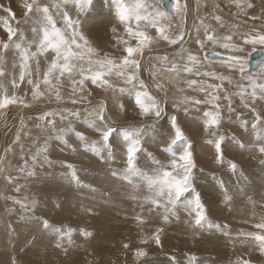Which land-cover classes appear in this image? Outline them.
<instances>
[{
  "label": "snow or ice",
  "instance_id": "obj_1",
  "mask_svg": "<svg viewBox=\"0 0 264 264\" xmlns=\"http://www.w3.org/2000/svg\"><path fill=\"white\" fill-rule=\"evenodd\" d=\"M235 6L241 11L245 9H254V0H233ZM113 9L111 15L122 28L113 24L110 31L114 40L113 48L119 50L120 54H110L98 48L84 32V19L90 15L94 0H27L23 4L25 9L23 20L20 23L28 26L31 36L26 35L24 28H13L10 26L8 18L0 17L3 27L7 33L6 39H0V109H6L9 105L19 104L25 109H33L38 113L35 117H28L33 122V127L38 135L32 136L31 130L24 132L25 136L32 138V144L35 146L33 151L29 147L25 151V145L21 143V131L27 127L21 120V129L17 131L12 144H9L4 152L13 150V145H19L20 160L23 162L18 171L26 174L27 177L36 176V166L45 164L51 166L53 161L49 158V143L57 141L65 147L71 148L69 143L70 136L83 146L85 152L104 159L102 153L109 152L108 159L114 160L111 154L112 138L118 133L122 137L125 149V167L122 171L111 170V176L127 182L133 192H138L143 186L147 190V195H130V199L140 202L138 206L141 214L135 216L139 225H144L147 221L142 214L145 211L151 215L159 212L164 223H170L172 220H179V212L182 209L189 217L194 228L209 230L216 229L223 235L229 236L227 226L213 224L208 220L200 192L197 191L194 177L196 162L193 159V144L184 129L180 126L176 115L170 116L171 136L163 152L170 157L168 165H163L159 160H155V168L151 172L141 171L136 167L137 154L144 150L143 137L147 130L155 126L157 120L161 119L167 107L165 97L168 95V89L165 87L163 73L171 74V81L183 82L188 89L198 91L204 94V98H196L191 95H182L172 103L176 110L181 108L187 112L186 105L210 104L213 110L204 111L203 133L210 137L207 143L214 148L213 159L221 166L227 165V168L235 173L237 163L234 160H226L227 152L226 133H221L222 128V107L220 101H226L224 107L227 109L229 118L235 116L236 109L233 107L231 96H239L241 104L247 108L253 117L251 127L253 130L259 129L256 133V141L249 146L243 142L233 141L240 150L257 151L264 157V34L254 35L251 39H244L243 44L233 43L232 36H220L210 25H205L201 20L203 29L202 38L199 35L200 29H197V38L195 44L203 50L208 44L219 46L229 55L223 59L228 74H220L217 71L203 70L204 64L200 55L193 53L184 47L186 32L183 23L175 30L170 23L171 14H180L183 18L187 12V3H181L180 0H169L171 13L165 0H157L156 4L149 0H111ZM0 8H3L0 5ZM5 12L15 19V14L11 8H3ZM73 11L75 15H73ZM248 13L245 11V15ZM252 20L261 19L260 16H250ZM213 19L224 27L223 20L219 15H213ZM238 27V25H233ZM148 29H155V34H150ZM135 43H132V42ZM160 41L167 42L170 46L179 45L175 50L176 55L182 63L176 59L170 60L168 55L152 56L153 45ZM246 47L251 51L246 52ZM11 54L12 69L19 68L18 78L13 72L6 68V60ZM220 55V53H216ZM259 57L256 71H249L251 61L254 57ZM41 58L47 65L41 74ZM149 61V66L145 67L144 60ZM147 71L150 81L143 78V73ZM239 74L240 79L246 80L247 85L237 84L238 91L228 94L225 84H232V75ZM10 77L9 87L4 83V77ZM35 76V79H33ZM187 76L200 77L201 79L185 78ZM211 77L220 83L207 84L203 79ZM96 86L109 95L99 101L92 100L90 97L93 91L86 87V83ZM30 86V100L18 96L17 90L21 85ZM68 85L70 91L67 94V101L73 107H68L65 103V94L62 89ZM181 93L184 89H178ZM163 93V96L160 94ZM28 93H25L27 96ZM130 98L138 110L141 117L152 118L149 124L139 126L129 125L115 126L110 121L113 117L109 115L110 107L108 100L115 101V107L121 113H127V107L122 102L123 98ZM56 102L57 107L44 110L43 105H51ZM86 104L84 109L83 123L87 124L99 139H91L75 126L76 121L82 117L81 110L76 107ZM242 127L248 126L247 120H240L235 116ZM59 121L60 126H58ZM42 143H38L41 141ZM75 151V148H72ZM4 157H0V173L5 170L2 167ZM62 167L67 171L63 174L69 183L75 184L77 188L90 189L95 192L96 189L90 184L83 183L78 175L76 166L64 162ZM8 183L15 184V191H21V185L18 183L19 176L11 174L4 177ZM223 193L225 203L232 200L228 188L223 181L219 185ZM12 199L14 204L20 206L25 212H34L37 207V201L28 202L27 197L23 200ZM251 199V198H249ZM56 207H62L57 203ZM86 212L94 214L92 208H86ZM24 218V217H22ZM28 220L35 219V222L41 226V231L52 233L56 237L57 248H63L65 238L72 242V233L75 229H61L53 227L48 220L39 217L28 216ZM11 227V226H10ZM256 232L239 233V237L254 242L257 249L264 254V221L254 225ZM162 228H157L150 236L152 242L156 245L161 243L160 234ZM79 234L85 239L93 236L91 231L80 229ZM142 244H148L149 239H143ZM128 244H124L127 249ZM67 252V248L63 249ZM139 260L147 256L144 248H137L134 252ZM11 264H16L15 260ZM188 264H197L196 257L190 256ZM238 264H250L249 260H240Z\"/></svg>",
  "mask_w": 264,
  "mask_h": 264
},
{
  "label": "rangeland",
  "instance_id": "obj_2",
  "mask_svg": "<svg viewBox=\"0 0 264 264\" xmlns=\"http://www.w3.org/2000/svg\"><path fill=\"white\" fill-rule=\"evenodd\" d=\"M187 1L180 0L182 4L187 3L188 6L187 12L183 16L186 20L180 14H175L170 15V23L173 22L172 29H175L177 22H180L183 23L184 30L185 28L188 30L185 31L184 47L188 50L193 49V53L201 56L204 64L203 70L228 74L223 60L206 58L203 53L208 50L227 56L229 53L211 44H208L203 50L199 49L194 41L198 35V28L202 38L201 20L205 25H210L215 29V34L230 35L233 40L238 39L240 44H243L246 38L251 39L254 35L264 34V0H254V9H245L247 15H245V11L234 6L233 0L224 3L223 0H192L191 10L193 12L190 17H188L190 6ZM25 2L27 0H0V5L3 8H11L15 19L3 8H0V17L8 18L9 24L13 28H24L26 35L30 37L28 26L20 23L24 17L25 9L22 6ZM149 2L156 4L157 0H149ZM112 9L111 0H94V7L90 15L82 19L85 21L84 32L94 45L105 52L119 55V50L113 48L114 40L110 29L113 24H116L118 28L121 26L111 15ZM260 13L262 14L261 19L252 20L250 18L252 15L260 16ZM72 14L75 15V12L73 11ZM213 15H219L222 18L223 28L213 19ZM178 19L179 21L175 22ZM233 25H238V27L234 28ZM148 31L150 34H155V29H148ZM6 38L7 33L4 30L3 22L0 21V39ZM178 48L179 45L170 46L167 42L160 41L153 45L152 56L166 54L170 60L176 59L177 62L182 63L183 61L175 52ZM249 51L251 48L246 47V52ZM12 60L13 57L9 54L6 68L9 72L14 71V75L18 78L19 68L12 69ZM144 64L145 67H148L149 61L145 59ZM46 67L47 65L41 58V74ZM165 73H163L165 77L163 82L168 89V95L165 97L167 107L162 118L157 120L155 126L147 130V134L143 137L144 150L137 154L136 167L150 173L156 167L154 159L159 160L165 166L168 165L170 157L163 152V149L167 146L172 134L170 116L176 115L185 135L193 144V159L196 162L195 184L197 191L201 194L207 218L213 224H219L222 227L226 225L230 235L225 236L216 229L194 228L191 223L192 218L182 209L179 212V220H172L170 223H164L159 212L149 215L145 211L142 214L147 222L144 225H139L135 216L141 214V209L138 206L140 202L129 197L132 194L141 197L147 195L146 188L141 186L140 190L134 193L127 182L114 179L111 176V170L122 171L126 166L124 142L119 132L112 138L111 154L115 157L114 160L108 159L109 152L107 150L102 153L104 159L93 153L85 152L75 137L70 136L71 148L65 147L57 141H50L48 154L53 161L51 166L37 165L35 169L37 175L30 178L26 174L20 173L18 168L23 162L19 158V145H13V150L8 153L4 152V149L12 144L17 131L21 129V120L14 128L11 127L10 121H16L15 116L19 113L17 110H21L23 115H21V119L23 118L24 124L27 125L21 131V143L25 145L26 152L29 147L34 151L35 146L32 144V138L25 136L24 132L31 130L32 136L38 135L37 130L33 127V122L28 119L30 116L35 117L38 113L35 106L33 109H25L22 105L14 104L9 105L6 109H0V148L3 147L0 157H4L2 167L5 170L0 173V264H11L13 260L16 264H188L190 256L196 257L197 264H238L240 260H249L250 264H264V254L257 249L254 242L245 240L238 235L239 233L258 231L254 225L264 221V157L257 151L240 150L232 139L235 137V141L243 142L249 146L255 143L256 133L259 129H252V115L241 104L239 96H231L233 107L236 109L235 116H239L240 120L248 121V126L242 127L235 116L229 118L227 109L224 107L227 102L220 101L223 126L219 131L227 134L225 159L234 160L237 163V170L233 173L227 168V165L221 166L214 161V148L206 142L210 137L203 133L201 123L203 112L213 110L212 105H186L187 112L183 108L174 109L171 105L178 97L187 94L203 99L204 94L188 89L182 81L179 83L171 81V75ZM143 78L150 81L147 71L143 73ZM185 78L201 79L195 76ZM3 79L5 85L9 87V94H11L10 77L6 76ZM203 79L207 84L220 83L211 77ZM223 83L228 94L238 91L237 84L247 85V81H242L239 74L232 75L231 85L226 81ZM86 87L93 91V95L90 97L92 100L99 101L109 95L91 85L90 82L86 83ZM178 89H184V92L181 93ZM69 91L70 89L65 83L62 89L65 94V103H68L67 94ZM25 93L28 95L25 96ZM16 94L30 100V86H27L26 83L21 85V89L17 90ZM160 95L163 96V93ZM122 102L127 107L126 114L121 113L115 107L114 100L111 98L108 100L109 115L113 117L110 122L115 126H139L152 122V118L141 117L138 114L134 102L127 96L123 98ZM68 105L72 107L70 103ZM45 106L44 110H48V107L55 109L57 104L53 101L51 105ZM76 107L82 112L81 120L74 122L77 129L83 131L91 139H99L97 133L87 124L81 122L87 105ZM57 123L60 126L59 121ZM38 143H42V139ZM72 148H75V151ZM64 162L74 164L82 182L90 184L96 191L77 188L75 184L69 183L63 175L67 171L61 166ZM8 174L20 177L18 180L22 186L20 192L15 191V184L8 183L4 178ZM221 181L228 188L229 195L232 197L231 202L227 204L219 188ZM6 197L21 200L27 197L28 202L36 200L37 207L34 212L25 213L19 205L13 203L12 199H6ZM57 203L62 207H56ZM86 208H92L94 214L86 212ZM28 216L46 219L53 227L64 230L75 229L76 231L72 233V242L69 243L65 238L63 248H57L55 235L42 232L41 226L35 222V219L28 220L26 218ZM157 228L163 229L159 245L150 239L151 234ZM80 229H86L93 233V236L87 239V243L79 234ZM80 239L82 243L79 241ZM143 239H149V243L142 244ZM124 244H128L129 247L125 249ZM64 248H67V252L63 250ZM137 248L146 249L147 256L138 260L134 255Z\"/></svg>",
  "mask_w": 264,
  "mask_h": 264
},
{
  "label": "bare ground",
  "instance_id": "obj_3",
  "mask_svg": "<svg viewBox=\"0 0 264 264\" xmlns=\"http://www.w3.org/2000/svg\"><path fill=\"white\" fill-rule=\"evenodd\" d=\"M225 1H232V0H223V3H224ZM187 2H189V6H190V13H189V15H188V17H190V16L192 15V12H193V11L191 10V9H192V5H193V3H192V0H188ZM241 2L243 3V0H241ZM234 6H235V5H234ZM235 7H236V6H235ZM174 15H175V14H174ZM179 16H180V15H179ZM179 16H178V17H179ZM186 16H187V15H186ZM260 17H262V14H261V13H260ZM171 18H172V17H171ZM179 19H180V18H179ZM179 19L176 20L175 22L179 21ZM183 19H185V17H184ZM192 19H193V18H192ZM173 20H174V18H173ZM185 20H186V19H185ZM180 21H181V19H180ZM175 22H174V23H175ZM172 23H173V22H172ZM172 23H171V24H172ZM179 23H180V22H177V26H176L175 29H177V28L179 27ZM185 24H186V23H185ZM187 24H188V23H187ZM180 25H181V23H180ZM188 25H189V24H188ZM191 25H192V23H191ZM172 26H173V24H172ZM175 29H173V30H175ZM121 31H122V29H121ZM185 31H188V30H186V28H185ZM106 37H107V36H106ZM232 42H233V43L240 44V42H239L238 39H237V40L235 39V40H233ZM214 47L220 48L218 45H217V46H214ZM211 49H212V48H211ZM220 49H222V48H220ZM190 50L192 51L193 49H190ZM222 50H224V49H222ZM193 51H194V50H193ZM193 51H192V52H193ZM245 51H246V49H245ZM203 54H205V52H204ZM220 60H222V59H220ZM207 61H208V60H207ZM212 64H213V62H212ZM165 74H166V73H165ZM170 75H171V74H170ZM170 75H169V76H170ZM169 76H168V77H169ZM54 105H55V104H54ZM42 106H43V105H42ZM68 106L70 107V105H68ZM81 106H82V105H81ZM22 107H23V106H22ZM43 107H46V106L44 105ZM56 107H57V106H56ZM72 107H73V106H72ZM17 111H18L19 113H18L17 116H15L16 121H14V122H13L12 120L10 121V122H11V127H12V128H14L16 125H18V123L20 122V120L23 119V118L21 119V115H22L21 110H17ZM5 112H6V111H5ZM33 112H34V111H33ZM22 116H23V115H22ZM0 119H1V118H0ZM18 120H19V121H18ZM7 121H8V120H7ZM17 122H18V123H17ZM81 122H83V121H81ZM5 123H6V122H5ZM9 124H10V123H9ZM116 125H117V124H116ZM120 126H121V125H120ZM5 131H6V130H5ZM11 132H12V131H11ZM0 133H1V132H0ZM1 136H2V135H1ZM6 136H7V135H6ZM6 136H5V137H6ZM2 138H3V137H2ZM2 148H3V147L0 148V155H1V151L3 152ZM248 171H249V170H248ZM249 173H251V172L249 171ZM254 174H255V172H254ZM225 175H226V174H225ZM252 175H253V174H252ZM73 233H74V232H73ZM75 235H76V234H75ZM75 238H76V237H75ZM83 239H84V238H83ZM79 241L81 242V239H80ZM88 241H90V240H88ZM238 241H240V240H238ZM84 242L87 243V240L84 239ZM84 242H83V243H84ZM81 243H82V242H81ZM85 243H84V244H85ZM241 244H242V243H241ZM79 245H80V243H79ZM82 245H83V244H82Z\"/></svg>",
  "mask_w": 264,
  "mask_h": 264
},
{
  "label": "water",
  "instance_id": "obj_4",
  "mask_svg": "<svg viewBox=\"0 0 264 264\" xmlns=\"http://www.w3.org/2000/svg\"><path fill=\"white\" fill-rule=\"evenodd\" d=\"M165 5L168 6V11L171 13V7L169 5V0H165ZM171 15H174V14H171ZM216 53L218 52H215V51H212V50H208L205 52L204 56L206 58H211V59H226L227 55H224V54H221L220 55H216ZM259 57H254L251 61V67L249 69V71H252V72H255L256 71V66H257V63L259 62Z\"/></svg>",
  "mask_w": 264,
  "mask_h": 264
}]
</instances>
